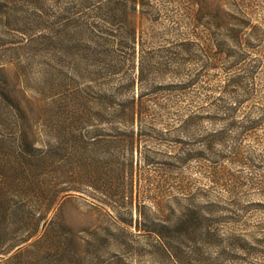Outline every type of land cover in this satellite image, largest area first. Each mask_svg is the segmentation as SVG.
<instances>
[{
	"label": "trees",
	"instance_id": "trees-1",
	"mask_svg": "<svg viewBox=\"0 0 264 264\" xmlns=\"http://www.w3.org/2000/svg\"><path fill=\"white\" fill-rule=\"evenodd\" d=\"M82 2L80 7L89 9L96 22L73 20L77 7L69 8L72 40L55 48L50 61L37 65L49 84L46 92L52 95L41 110L47 122H41L42 129L33 122L34 100L20 85L22 76L11 77L10 66L0 65V261L17 264L30 249L50 243L59 217L51 214L73 192H81L76 180L90 183L98 173L96 165H83L85 153L89 146H103L109 139L118 154L139 152L148 166L163 158L165 172L194 163L208 184L194 188L181 180L188 207L173 227L155 232L154 254H162L170 264L235 263L238 258L232 251L250 253L249 245L241 239L228 243L221 226L232 219V212L218 190L230 189L236 203V192L245 182L237 176L229 186L226 163L246 165L243 144L250 138L257 142L256 133L264 124V113L254 117L257 105L245 108L257 92L259 64L251 62L244 50L242 32L231 28V18L218 9L206 24L201 17L195 20L194 40L153 52L138 42V0ZM4 8L0 5L1 12ZM247 25L240 23L242 29ZM201 26L205 30L198 31ZM76 28L80 31L74 33ZM253 34L258 37L259 31ZM43 39L38 38L49 41ZM45 51L37 50L40 55ZM189 64L200 68L188 70ZM75 77L98 84L103 92L98 103L86 93L91 87L70 90L67 82ZM68 138L74 145L70 150ZM152 141L179 148L172 156L136 147ZM73 160L86 168L87 176L74 168ZM111 167L131 175L136 170L133 162ZM250 182L264 185L263 180ZM159 185L163 187L164 179Z\"/></svg>",
	"mask_w": 264,
	"mask_h": 264
},
{
	"label": "rangeland",
	"instance_id": "rangeland-1",
	"mask_svg": "<svg viewBox=\"0 0 264 264\" xmlns=\"http://www.w3.org/2000/svg\"><path fill=\"white\" fill-rule=\"evenodd\" d=\"M82 3V0H0V5L5 7L3 12L0 11V65L10 66L8 73L11 77L16 73L22 76L20 85L27 96L34 100L36 115L33 122L39 130L42 129L39 126L41 122L47 123L41 110L51 102L52 95L46 92L49 84L37 65L50 61L55 48L68 46V41L72 40L73 30L72 33L69 30L71 21H67L71 18L69 8L77 7L73 20L80 19L85 24L96 22L89 9L80 7ZM136 6L138 42L144 43L145 49L153 52L173 48L184 40H194L193 34L197 30L195 20L198 17L203 19L202 24H206L215 10L227 14L231 18L230 27L242 32L247 43L244 50L251 62L257 61L259 64L257 92L245 108L249 110L250 106L257 105L254 117L258 119L262 116L264 0H138ZM87 15L92 18H87ZM241 22L248 25L242 29ZM27 30L31 31L25 32ZM203 30L205 27L201 26L198 31ZM255 30L259 31L258 37L253 34ZM79 31L74 29V33ZM41 37L49 41L39 42L38 38ZM39 43L44 44L43 47ZM77 43L74 46H78ZM227 44L229 49L233 48L232 42ZM41 48L46 49L47 53L38 54L37 50ZM77 60L82 61V57L78 56ZM199 68L200 65L189 64L187 69L196 71ZM67 83L72 91L78 87L84 90L91 87L86 93L97 103L103 95L98 84L76 77ZM93 108L97 110L99 105L95 104ZM256 136L257 142L250 138L243 144L246 165L240 167L226 163L228 185L232 186L237 176L245 182L236 192V203L230 189L218 190L227 200L229 212H232L229 213L232 219L221 226L223 234L229 238L228 243L241 239L249 245L250 253L232 251L238 258L233 264H264V244L258 243L264 240V206L259 204L264 203V185L262 188L250 182L252 178L256 182L263 180L264 184V124ZM68 139L70 150L74 145ZM106 141L100 147L89 146L84 155L86 162L83 165L86 167L88 162L96 165L98 173L92 175L90 183L84 179L76 180L82 188L81 192H73L59 210L51 214L57 212L59 217L52 227L50 243L30 249L17 264H170L162 254H154L155 232L164 226L173 227L188 207L180 190L181 180L194 188L206 187L207 182L196 173L194 163L187 169L174 168L165 172L163 158L148 166L139 152L133 155L118 154L110 140ZM136 147L172 156L179 148L172 143L154 141L139 143ZM167 161L173 163L171 159ZM115 162H133L136 170L133 175L116 172L111 167ZM75 165L74 168H80L77 170L79 173L87 176L86 168ZM74 168L73 172H77ZM163 179L164 185L161 187L159 181ZM0 264L9 263L4 259Z\"/></svg>",
	"mask_w": 264,
	"mask_h": 264
}]
</instances>
